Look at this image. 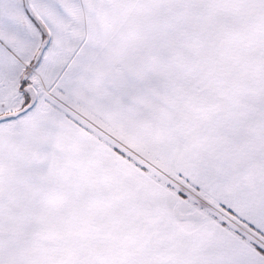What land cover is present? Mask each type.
Wrapping results in <instances>:
<instances>
[{"label": "snow or ice", "instance_id": "snow-or-ice-1", "mask_svg": "<svg viewBox=\"0 0 264 264\" xmlns=\"http://www.w3.org/2000/svg\"><path fill=\"white\" fill-rule=\"evenodd\" d=\"M0 264H264V0H0Z\"/></svg>", "mask_w": 264, "mask_h": 264}]
</instances>
